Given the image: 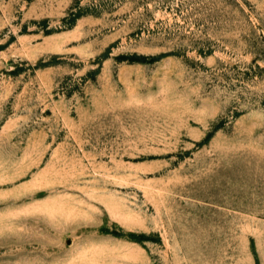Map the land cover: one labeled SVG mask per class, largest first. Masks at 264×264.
Instances as JSON below:
<instances>
[{
	"label": "rangeland",
	"instance_id": "1",
	"mask_svg": "<svg viewBox=\"0 0 264 264\" xmlns=\"http://www.w3.org/2000/svg\"><path fill=\"white\" fill-rule=\"evenodd\" d=\"M0 264H264V0H0Z\"/></svg>",
	"mask_w": 264,
	"mask_h": 264
}]
</instances>
